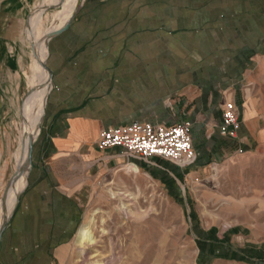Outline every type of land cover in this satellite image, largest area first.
<instances>
[{
  "label": "crops",
  "instance_id": "0c3cea01",
  "mask_svg": "<svg viewBox=\"0 0 264 264\" xmlns=\"http://www.w3.org/2000/svg\"><path fill=\"white\" fill-rule=\"evenodd\" d=\"M40 1L0 0V137L19 117L21 37ZM68 18L47 43L51 85L0 264H51L79 223L78 196L135 160L98 148L105 129L185 121L199 161L264 151V0H80ZM229 98L237 138L219 135ZM135 161L149 173L165 162Z\"/></svg>",
  "mask_w": 264,
  "mask_h": 264
},
{
  "label": "rangeland",
  "instance_id": "374dc122",
  "mask_svg": "<svg viewBox=\"0 0 264 264\" xmlns=\"http://www.w3.org/2000/svg\"><path fill=\"white\" fill-rule=\"evenodd\" d=\"M54 3L44 8V30L62 25L68 2ZM38 4L45 5L44 0ZM36 5L21 37L29 58L17 104L19 117L0 137V216L17 194L14 185L24 107L43 92L44 81L32 50L37 38L32 24ZM226 101L233 103L230 98ZM237 122L234 136L227 137L237 138L238 117ZM196 147L200 149L201 145L192 141L194 164L183 167L159 158L165 162L152 167L151 173L123 149L124 155L135 162L127 160L103 170L102 175L94 177L87 193L78 196L79 223L50 263L93 264L108 259L113 249L115 260L110 264H264V151L199 161ZM133 165L140 173H125L124 168ZM13 174L16 178L8 185ZM110 192L119 195L112 197ZM120 200L128 205V214L121 212ZM82 227H89L97 240L86 256H81L78 245Z\"/></svg>",
  "mask_w": 264,
  "mask_h": 264
},
{
  "label": "built area",
  "instance_id": "2783aa9c",
  "mask_svg": "<svg viewBox=\"0 0 264 264\" xmlns=\"http://www.w3.org/2000/svg\"><path fill=\"white\" fill-rule=\"evenodd\" d=\"M223 107L220 135L233 137L238 128L236 108L231 101H226ZM98 147L100 150L120 147L130 157L145 162L156 157L184 167L196 161L190 125L184 122L169 126L133 121L128 125L108 128L101 131Z\"/></svg>",
  "mask_w": 264,
  "mask_h": 264
},
{
  "label": "bare ground",
  "instance_id": "6f19581e",
  "mask_svg": "<svg viewBox=\"0 0 264 264\" xmlns=\"http://www.w3.org/2000/svg\"><path fill=\"white\" fill-rule=\"evenodd\" d=\"M68 5L66 6V9L64 13L62 14V25L59 27L52 28L51 30H44L43 28V19H42V14L43 11L45 10L47 6L53 5L54 0H44L45 5L43 4H38L35 7V14L32 18V24L36 27V34L37 38L35 40V44L33 47V58L38 65L40 66L42 78L44 81V86H43V92L37 98H32L30 99L26 105H25V110H24V118H23V129L24 131L22 132V135L19 140V149L17 152V161H18V168H17V181L15 182L14 186H17L16 188V196L15 200L9 203V207L6 210L4 214L0 216V228L3 225L2 222L7 219L10 214L12 213L14 206L16 204V201L24 188L25 182H26V174L27 170L29 167V160H28V152L31 143L34 141L35 137L38 134V127L40 120L43 115V107H44V102H45V93L48 92L49 86L51 85V81H49L48 73L46 70L41 66V64L45 63L46 56L49 52L47 50V43L50 40V36L52 33L55 31H58L62 26H64L67 23V20L69 19V15L75 10V8L78 6L80 3V0H67ZM49 3V4H48ZM33 60V59H32ZM37 65V66H38ZM125 173L130 174V175H137L139 174L138 169L133 165V166H126L124 168ZM142 174V173H141ZM112 197H116L114 192H110ZM120 205V210L124 214H128V205L125 204L122 200L119 201ZM119 210V211H120ZM138 217H141V215H137ZM135 216V217H137ZM131 217V216H130ZM78 245L81 248V256H86V251L88 249H91L95 245H97V240L91 233V230L89 227H82L79 232H78ZM113 250V249H112ZM109 254L108 259H104L103 261H95L92 262L93 264H110L114 262L115 258V252H112Z\"/></svg>",
  "mask_w": 264,
  "mask_h": 264
},
{
  "label": "water",
  "instance_id": "95a60500",
  "mask_svg": "<svg viewBox=\"0 0 264 264\" xmlns=\"http://www.w3.org/2000/svg\"><path fill=\"white\" fill-rule=\"evenodd\" d=\"M47 9H49V8H47ZM46 9V10H47ZM75 14V13H74ZM74 16V15H73ZM72 16V17H73ZM73 19V18H72ZM29 20V19H28ZM71 21V20H70ZM70 21L69 22H67L66 23V25L62 28V29H60V30H58V31H55L54 33H52L51 34V36H50V39H51V37H53V36H55V35H58L59 33H61L62 31H64L67 27H68V24L70 23ZM27 23H28V21H27ZM41 66L46 70V72L48 73V77H49V81L51 80V77H52V73L50 72V70L48 69V67L46 66V63H43V64H41ZM30 91H28L26 94H28ZM38 129H39V127H38ZM33 142L31 143V145H30V148H29V152H28V160H29V167H28V170H27V173L29 172V170L31 169V167H32V163H31V153H32V149H33ZM16 178V176H15V174H13V177H12V179H11V181L8 183V185L14 180ZM7 188H8V186L6 187V189H5V191L7 190ZM4 191V192H5ZM5 195H6V192L4 193V196H3V198H2V200H4V198H5ZM18 199H19V197H18ZM18 199H17V201H16V204H15V206L17 205V202H18ZM14 206V207H15ZM10 217V216H9ZM9 217L7 218V219H5L3 222H2V226H1V228H0V237H1V235L3 234V232L5 231V229H6V227H7V223H8V220H9Z\"/></svg>",
  "mask_w": 264,
  "mask_h": 264
}]
</instances>
